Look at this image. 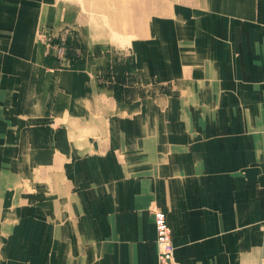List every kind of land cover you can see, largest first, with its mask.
Returning <instances> with one entry per match:
<instances>
[{"label":"crops","instance_id":"0c3cea01","mask_svg":"<svg viewBox=\"0 0 264 264\" xmlns=\"http://www.w3.org/2000/svg\"><path fill=\"white\" fill-rule=\"evenodd\" d=\"M114 11L0 0V264H264V0Z\"/></svg>","mask_w":264,"mask_h":264},{"label":"built area","instance_id":"2783aa9c","mask_svg":"<svg viewBox=\"0 0 264 264\" xmlns=\"http://www.w3.org/2000/svg\"><path fill=\"white\" fill-rule=\"evenodd\" d=\"M41 35L50 41L49 48L60 59L62 64L69 65L74 57L80 56L81 46L74 44V42L71 44L68 43L65 40L64 34L60 33L58 36L52 37L50 36L48 29H43V31H41ZM111 72L112 70H109V73H101L105 75L102 76V79L113 81V74H111ZM150 211L153 215L156 232L155 242L157 246L158 264H179L174 255L171 230L167 224L165 212L156 206L152 207Z\"/></svg>","mask_w":264,"mask_h":264},{"label":"rangeland","instance_id":"374dc122","mask_svg":"<svg viewBox=\"0 0 264 264\" xmlns=\"http://www.w3.org/2000/svg\"><path fill=\"white\" fill-rule=\"evenodd\" d=\"M73 1L80 5L85 16H97V18L103 19L105 10H113V17L117 14L114 9L115 6L119 7L122 5L123 8L127 7L128 13L133 10L134 7L139 6L143 10H147L150 6L151 0H67ZM119 9V8H117ZM129 16V15H128ZM116 20H112L111 24H115Z\"/></svg>","mask_w":264,"mask_h":264}]
</instances>
